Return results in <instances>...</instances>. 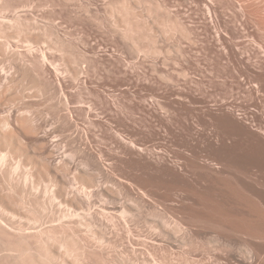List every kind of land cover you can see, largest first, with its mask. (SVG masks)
Segmentation results:
<instances>
[{
	"label": "rangeland",
	"instance_id": "1",
	"mask_svg": "<svg viewBox=\"0 0 264 264\" xmlns=\"http://www.w3.org/2000/svg\"><path fill=\"white\" fill-rule=\"evenodd\" d=\"M253 1L0 0V264H264Z\"/></svg>",
	"mask_w": 264,
	"mask_h": 264
},
{
	"label": "bare ground",
	"instance_id": "2",
	"mask_svg": "<svg viewBox=\"0 0 264 264\" xmlns=\"http://www.w3.org/2000/svg\"><path fill=\"white\" fill-rule=\"evenodd\" d=\"M240 1H241V0H240ZM248 1H249V0H248ZM252 1H253V0H252ZM254 1H255V0H254ZM254 1H253V2H254ZM256 1H257V0H256ZM262 1H263V0H262ZM262 1H261V4H264V1H263V2H262ZM250 2H251V1H250ZM250 2H249V3H250ZM247 3H248V2H247ZM254 3H255V2H254ZM259 3H260V2H259ZM242 4H243V3H242ZM242 4H241V5H242ZM248 5H249V4H248ZM250 5H251V4H250ZM256 5H258V3H257ZM243 6H244V5H243ZM258 6H260L261 9L264 8V5L261 6V5L259 4ZM252 7H253V6H252ZM262 7H263V8H262ZM242 8H243V7H242ZM250 8H251V6H250ZM255 8H256V7H255ZM257 8H258V7H257ZM257 8H256V11H257L256 13H258V12L261 13V12H262V11L260 12L261 9H260V8L257 9ZM253 9H254V8H253ZM259 9H260V10H259ZM246 10H247V9H246ZM241 11H242V10H241ZM243 12H244V9H243ZM251 12H254V11H251ZM244 13H245V12H244ZM249 13H250V12H249ZM259 13H258V15H259V17H261L262 14H259ZM262 13H263V12H262ZM242 14H243V13H242ZM253 14H254V13H253ZM253 14H252V15H253ZM258 15H257V16H258ZM260 15H261V16H260ZM259 17H258V18H259ZM247 18H248V17H247ZM247 18H246V19H247ZM261 18H264V17H261ZM258 22H259V20H258ZM259 23H260V22H259ZM260 24H262V23H260ZM260 46H261V45H260ZM236 48H237V47H236ZM230 51H231V50H230ZM0 126H2L4 129L7 128V129L9 130V126H10V124H9L8 119H6V118H5V119H4V118L2 119V118H1V120H0ZM10 129H11V128H10ZM5 130H6V129H5ZM10 131H12V130H10ZM7 132H9V131H7ZM12 132H13V131H12ZM12 132H11V133H12ZM9 133H10V132H9ZM9 133H7L6 135L9 136V135H10ZM61 137H62V136H61ZM59 139H60V138H59ZM63 140H64V139H63ZM64 141H65V140H64ZM60 143H61V142H60ZM63 146H64V145H63ZM64 147H65V146H64ZM16 167H18V165H17ZM15 169H16V168H15ZM67 185H68V184H67ZM70 185H71V184H70ZM49 186H50V185H49ZM73 186H74V185H73ZM63 187H64V186H63ZM63 187H62V189H63ZM66 187H67V186H66ZM68 187H69V186H68ZM47 188H48V187H47ZM70 188H71V187H70ZM44 190H45V189H44ZM51 190H52V189H51ZM63 190H64V189H63ZM77 190H78V189H77ZM58 191H59V188H58ZM61 191H62V190H61ZM68 191H69V190H68ZM46 192H48V191H46ZM54 192H55V191H54ZM73 192H74V191H73ZM50 193H51V192H50ZM64 193H65V192H64ZM64 193H63V194H64ZM64 195H65V194H64ZM54 196H55V194H54ZM70 196H71V195H70ZM49 197H50V196H49ZM51 197H52V195H51ZM60 197H61V196H60ZM73 197H74V196H73ZM50 199H51V198H50ZM60 201H61V200H60ZM63 201H64V200H63ZM65 202H66V201H65ZM65 202H61V203H63V205H64ZM56 204H57V203H56ZM66 204H67V203H66ZM66 204H65V205H66ZM63 205H62V206H63ZM62 210H63V209H62ZM76 211H77V210H76ZM79 212H80V211H79ZM79 212H78V214H79ZM108 212H109V211H108ZM73 214H74V213H73ZM82 214H83V213H82ZM82 214H81V215H82ZM84 214H85V213H84ZM70 215H71V214H70ZM85 218H86V217H85Z\"/></svg>",
	"mask_w": 264,
	"mask_h": 264
}]
</instances>
